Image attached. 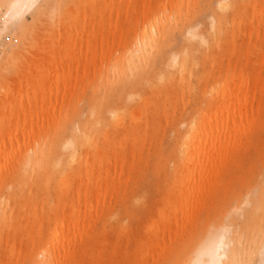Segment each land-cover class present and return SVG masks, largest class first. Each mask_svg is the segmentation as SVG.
Returning a JSON list of instances; mask_svg holds the SVG:
<instances>
[{
	"label": "bare ground",
	"instance_id": "obj_1",
	"mask_svg": "<svg viewBox=\"0 0 264 264\" xmlns=\"http://www.w3.org/2000/svg\"><path fill=\"white\" fill-rule=\"evenodd\" d=\"M215 1L219 11L204 30L190 18L195 0L144 2L139 13L127 0L124 22L132 27L125 29L111 20L122 0H0V264H81V251L93 247L84 240L88 226L124 189L135 152L150 143L148 131L131 124L147 128L159 110L173 128L174 177L147 226L151 241L139 245L153 258L166 233L183 239L192 199L211 182L247 104L264 91L260 69L244 72L229 57L234 45L221 53L229 18L243 10L237 30L250 25L244 52L255 50L264 0ZM179 20L181 40L166 39ZM195 79L202 104L177 118L170 98L193 91ZM243 216L241 225L216 226L194 250L193 239L182 242V253L193 250L185 264H252L264 254V188ZM97 258H104L99 247Z\"/></svg>",
	"mask_w": 264,
	"mask_h": 264
},
{
	"label": "rangeland",
	"instance_id": "obj_2",
	"mask_svg": "<svg viewBox=\"0 0 264 264\" xmlns=\"http://www.w3.org/2000/svg\"><path fill=\"white\" fill-rule=\"evenodd\" d=\"M122 1L124 4L121 12L118 16L113 15L111 20L112 22L119 21L122 28L125 29L128 25L132 27V24L124 22L123 10L127 0ZM156 1L134 0L135 13H139L144 2L145 4L146 2L155 4ZM91 10L92 7L87 6L86 11ZM190 11L192 22L196 23L199 28L207 30L210 14L219 10L215 0H195L194 6H190ZM247 12L246 10L238 11L237 14H233L229 18L230 23L226 27L221 53L234 45V53L229 57L234 60L237 67L244 72L253 71L254 73L260 69L261 78L264 80V24H259L258 34L252 40V43L256 42L255 50L249 55L244 52V43L245 30L249 29L250 25L243 23L241 29L239 25V30H237L240 17L245 20ZM30 19L31 17L28 16L27 21L32 22L33 19L31 21ZM96 26L98 27V25ZM40 29L36 30L37 35L41 32ZM183 33V24L179 20L166 39L173 36L177 41L181 40ZM8 39H5L6 44ZM233 40H235L234 44ZM2 43L4 44L5 41ZM215 55L217 62H220L219 49L216 50ZM205 65L207 71L215 70L212 68L211 62H206ZM222 65H228L226 56L222 59ZM195 85L196 88L193 91L178 98H170L176 104L175 116L177 118L190 113L196 109L197 105L202 104L201 83L195 79ZM18 95L20 96V94ZM151 96L155 106L161 103L156 94ZM83 105L84 100L78 106L83 108ZM246 109L247 117L243 120L239 133L232 138L224 156L221 157L211 182L206 185L205 190L197 198L192 199L191 220L183 239L173 235V232L166 233L160 239L161 249L153 258L149 256L147 248L139 245V242L143 238L151 241L152 234L148 231L147 226L151 219H158V210L166 200V189L168 184L173 181V160L175 159L173 128L171 124L165 123L161 110L157 111L154 121L152 120L151 125H148L147 128L143 122L132 123V128L137 127L141 131L140 133L148 131L146 137L150 143L146 142L140 151L135 152V166L127 171L129 175L124 189L110 198L103 213L98 214L93 223L88 226L90 229L87 234L90 236L85 235L84 240L93 247L91 250L83 249L81 251V264H105V260L111 264H185L194 248L216 226L234 225L236 222L241 225L245 219L243 215L246 214L252 201L264 188V91H260L258 99L248 103ZM146 110L147 108L144 107V111ZM172 115L170 110L169 119ZM114 131L121 134L119 128H115ZM130 144L129 141L126 142L124 149L128 162L133 159L130 149H128ZM86 224L88 223L85 222V226ZM190 233H192L191 236ZM192 239L195 243L193 250L182 253L183 245L181 243H188ZM116 242H118V249L114 253L113 247ZM98 247L104 255L103 259L97 258ZM138 250L144 254L141 263H136ZM17 264H29V262L24 258ZM252 264H264V254L256 253Z\"/></svg>",
	"mask_w": 264,
	"mask_h": 264
}]
</instances>
